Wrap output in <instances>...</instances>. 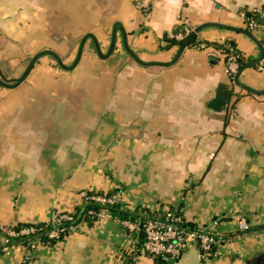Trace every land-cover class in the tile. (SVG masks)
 Returning a JSON list of instances; mask_svg holds the SVG:
<instances>
[{"label":"crops","instance_id":"obj_1","mask_svg":"<svg viewBox=\"0 0 264 264\" xmlns=\"http://www.w3.org/2000/svg\"><path fill=\"white\" fill-rule=\"evenodd\" d=\"M140 3L0 0V74L18 77L37 52L55 53L42 55L19 85L0 86V223H48L93 190L120 193L117 203L130 211L181 206L187 221L204 228L217 219L226 233L237 230L238 215L252 225L264 215V93L239 86L225 58L198 44L230 40L245 63L258 59L264 28H251L248 17L264 0ZM185 20L191 31L225 26L202 28L179 54L171 33ZM116 23L145 64L119 30L107 58L89 38L78 64L62 66L74 62L87 33L106 53ZM239 81L263 91L264 58ZM123 220L82 223L35 248L17 243L0 252V264H201L198 245L157 261L142 249L144 233ZM227 241L209 264H264V231Z\"/></svg>","mask_w":264,"mask_h":264},{"label":"built area","instance_id":"obj_2","mask_svg":"<svg viewBox=\"0 0 264 264\" xmlns=\"http://www.w3.org/2000/svg\"><path fill=\"white\" fill-rule=\"evenodd\" d=\"M150 0H141L140 6L142 9H147L150 5ZM252 13H258L260 18L264 20V8H254ZM185 26L183 31L171 33V36L177 40H183L185 36L191 31L189 21L185 20ZM249 26L264 28L263 22H258L254 19H249ZM199 46L205 50H209V54L219 53L225 58L226 73L231 77L237 73L239 67V56L241 51L237 46L232 45L226 41L222 43L220 48L214 47L209 43L203 41L199 43ZM85 198H90L94 201L101 203L102 205L114 204L120 200V193H114L111 195L106 194H92L85 193ZM92 216L97 220L108 218L116 219L112 216L110 210L103 206L96 211H89ZM74 219L70 212H54L49 223L53 225L48 231L50 238L58 239L61 233L64 235L70 231L77 229L74 223L64 225L65 221H72ZM123 224L130 230H140L144 233L145 239L142 243V249L149 255L163 257L179 258L182 252L192 245H198V256L201 264H206V261L213 256H216L217 248L213 249V243L218 244L219 240L215 239L216 235H219L217 229H209L208 227H198L196 229H187L182 226V215L170 208H162L160 211L152 213L150 217L145 218L143 221L132 222L130 220H123ZM248 228V225H245ZM0 230L4 232L5 236L3 241L0 242V252H9L16 244L10 241L11 237H18L21 235H28L37 230V227L27 226L21 229L13 228V226L4 225L0 223ZM30 247L35 248L36 244L40 242L39 238L34 240L28 239Z\"/></svg>","mask_w":264,"mask_h":264},{"label":"trees","instance_id":"obj_3","mask_svg":"<svg viewBox=\"0 0 264 264\" xmlns=\"http://www.w3.org/2000/svg\"><path fill=\"white\" fill-rule=\"evenodd\" d=\"M248 19H254L258 22H263L264 20L262 18H260V15L258 13H250V16L248 17ZM180 27H176L175 31H179ZM194 38L191 40V44L193 43ZM181 42V41H180ZM228 42H230L232 45L236 46V44L233 41L228 40ZM170 43L172 44H181L179 43V41H177L175 38H171L170 39ZM199 44V42H198ZM215 45V44H214ZM213 45V46H214ZM222 46V44H217L215 45V47L220 48ZM245 64L244 61V55L241 52V55L239 56V67L243 66ZM115 192H109L106 193V195H111L114 194ZM89 195L92 194H104L103 192L100 191H89L88 193ZM106 206L113 217L115 218H127L128 220L132 221V222H138V221H143L145 218L150 217L152 215V213L148 212V210L146 208H139V209H135L133 211L127 210V209H121L119 203H114V204H107V205H102L101 203L94 201L90 198H85L83 205L81 207H79L78 209H76L75 211H70V213H72L74 219L72 221H65L64 225H69L71 223H74L77 228L79 225H81L82 223H89L92 224L94 222H96V217L92 216L91 213L89 212L90 210L92 211H98L99 209H101V207ZM168 208L175 210L177 213H180L182 215V226L186 227L187 229H196L198 228V226L190 221H187L184 217L183 214V209L182 207H176V206H168ZM160 211V210H159ZM249 227L246 229H238L236 231H231V232H225L224 234H219L215 236V239H218L219 242L218 243H223L226 242L227 240H229V237H232L234 234H241V233H255V232H262L264 230V223L261 224H248ZM27 226H34L37 227V230L33 233H30L28 235H21L18 237H11L10 241L12 243H20L23 244V246H27L28 248L30 247L29 244V240H34L36 238H39L40 243L44 244V243H52L54 241L57 240H61L64 237V232L61 233L60 238L58 239H54V238H50L48 236V231L53 228V225L48 223H40V224H19L17 226H13V228L16 229H21L23 227H27ZM137 232V231H136ZM5 233L2 232L0 230V242L3 241V237ZM144 239H145V235H144ZM218 245V244H217ZM217 245L213 243L212 248L216 249ZM153 258H155L157 261L162 260L161 255H157V256H153L151 255Z\"/></svg>","mask_w":264,"mask_h":264},{"label":"water","instance_id":"obj_4","mask_svg":"<svg viewBox=\"0 0 264 264\" xmlns=\"http://www.w3.org/2000/svg\"><path fill=\"white\" fill-rule=\"evenodd\" d=\"M210 25H216V26H225V25H221L219 23H211V22H207V23H202L201 25H198L197 27H195L186 37L185 39L182 41L181 45H180V49H179V54L182 52V50L187 46L189 45V43L191 42V40L194 38L195 34L200 31L202 28L206 27V26H210ZM230 29H232L233 27H228ZM121 31L122 32V39H123V43H124V47L125 49L128 51V53H130L137 61H139L140 63H143L145 64V62H143L139 57L138 55L129 47L128 43H127V36H126V32L125 30L123 29V27L119 24V23H116V25L114 26V29L112 31V35H111V42H110V46L108 48V51L106 53H103L102 52V48H101V45H100V42L99 40L97 39V37L93 34V33H87L84 35V37L82 38L81 42H80V45H79V48H78V52H77V56H76V59L74 60V62L71 64V65H65L63 63H61V60L58 56L57 59L60 61V63L62 64V66L66 69H72L74 68L80 58H81V55L83 53V48H84V45L87 41V39L91 38L93 39L94 41V45H95V49L98 53V55L102 58H107L108 56H110L114 49H115V46H116V40H117V32L118 31ZM242 32L246 33L247 35H249L250 37L254 38L256 41L257 39L252 35V33H250L249 31L247 30H241ZM258 45L260 46L261 48V55L258 59H255L254 61H251V62H248V63H245L243 66H241L237 73L235 74V82L241 86L242 88L248 90V91H251V92H254L256 94H263L264 93V90L263 91H259V90H254L252 89L251 87L241 83L239 81V75L240 73L242 72L243 69L247 68V67H250L252 65H255L257 64L258 62H260L263 58H264V47L262 45V43L260 41H257ZM54 54L55 53L51 50H42V51H39L37 52L33 57L32 59L30 60L28 66L26 67V69L24 70V72L19 76V77H16L13 79V81H9L7 78H5V76H3L2 74H0V85L4 86V87H15L17 85H19L30 73V71L32 70L34 64L37 62V60L44 54Z\"/></svg>","mask_w":264,"mask_h":264},{"label":"rangeland","instance_id":"obj_5","mask_svg":"<svg viewBox=\"0 0 264 264\" xmlns=\"http://www.w3.org/2000/svg\"><path fill=\"white\" fill-rule=\"evenodd\" d=\"M30 62V61H29ZM29 64V63H28ZM28 64L24 67L25 69H26V67L28 66ZM35 65V64H34ZM24 72V71H23ZM22 72V73H23ZM22 73H20L19 74V76L22 74ZM6 75H9V73H7L6 72ZM18 76V77H19ZM8 78V80L9 81H13V79L14 78H16V77H14V74H12V75H10L9 77H7ZM0 86H2V85H0ZM4 87V86H3ZM53 215V214H52ZM52 215H51V218H52ZM260 215H262V214H259V215H257V216H253V222L255 223V224H260L259 222L257 223L256 221H257V219L259 220L261 217H260ZM262 217H264V215H262ZM50 218V219H51ZM103 219H108V218H103ZM247 219V217L246 216H244V215H238L237 217H236V222H237V230L238 229H246L245 228V225H248L249 224V222L246 220ZM100 220H102V219H100ZM116 220V219H115ZM97 221V220H96ZM218 221L219 220H217L216 219V221H213L212 223H210V224H208L207 225V227L209 228V229H217L218 231H219V234H224L225 232H222L221 230H219L218 229V225H219V223H218ZM248 227H249V225H248ZM264 231V230H263ZM240 234V233H239ZM226 242H229V241H226ZM226 242H224V243H226ZM41 243L40 242H38L37 244H36V247H38V245H40ZM223 245V244H222ZM220 246H221V244H219V247L217 248V251H216V253H217V255L216 256H213V258H219V257H222L223 255H224V252H223V250L220 248ZM213 258H210L209 260H207L206 261V264H209V261L211 260V259H213Z\"/></svg>","mask_w":264,"mask_h":264}]
</instances>
